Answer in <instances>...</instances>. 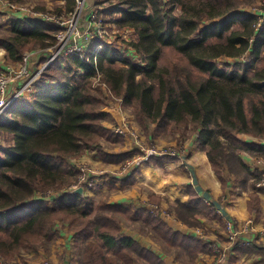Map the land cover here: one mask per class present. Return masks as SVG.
Listing matches in <instances>:
<instances>
[{
  "label": "trees",
  "instance_id": "1",
  "mask_svg": "<svg viewBox=\"0 0 264 264\" xmlns=\"http://www.w3.org/2000/svg\"><path fill=\"white\" fill-rule=\"evenodd\" d=\"M60 1L66 7L55 11L73 10L74 0ZM115 1L108 12L120 14L115 22L119 28L134 32L136 40L128 47L140 61L133 63L114 44L101 42L97 61L74 55L55 61L42 74L36 92L0 118V132L12 142L0 148V261L21 259V251L45 249L59 236L55 224L66 222L84 241L79 264H165L156 253L120 234L122 219L140 220L141 232L190 262L200 253H212L209 243L172 230L146 209L71 193L77 176L71 160L96 152L104 165H122L138 151H105L104 142L122 144V138L104 125L109 113L94 82L97 74L109 97L123 100L146 136L158 137L172 127L182 136L189 132L206 152L222 189L227 185L225 168L241 180L243 191L251 182L247 209L258 213L257 193L264 187L255 185L263 173L252 172L240 155L264 159V146L240 136L264 139V16L247 10L253 0ZM256 10L264 12V4ZM3 26L0 22V49L12 63L20 62L27 50L50 47L58 30L50 22L18 17L8 30ZM165 49L183 63L176 58L171 67L161 66ZM223 58L232 62L220 64ZM174 159L152 156L144 163L161 166ZM135 173L137 166L130 176ZM47 192L53 193L51 201ZM187 192L188 200L178 201L175 208L181 222L196 227L198 215L219 219L192 186ZM259 249L253 244L235 248L237 254ZM252 264H264V257Z\"/></svg>",
  "mask_w": 264,
  "mask_h": 264
},
{
  "label": "crops",
  "instance_id": "2",
  "mask_svg": "<svg viewBox=\"0 0 264 264\" xmlns=\"http://www.w3.org/2000/svg\"><path fill=\"white\" fill-rule=\"evenodd\" d=\"M0 14L8 21L9 27L11 26L13 17L18 16L12 13L8 6L4 5L1 1ZM92 46L91 49L94 48ZM136 57L138 56L136 55ZM126 59L133 63H138L140 61L139 59L138 61H134L130 57H126ZM221 60L222 59L219 61ZM226 62H231V59H226ZM103 110L109 113V118L104 121V125L109 130H112V125L116 122L119 114L111 106L104 107ZM121 110L126 113L129 108L124 104ZM135 128L138 130L139 127ZM240 138L264 146V139L252 140L251 137L243 135L240 136ZM159 140L160 137L153 139V141L157 143L164 142L163 139ZM108 145L112 147L114 154L135 151V144L129 137H123L122 144L109 143ZM103 146L106 152L112 153L105 145ZM186 150L187 159L185 161L186 163L182 166L177 160L164 161L161 166L147 165L142 162L137 165V173L132 176L130 175L133 168L126 171L123 177L113 178L114 182L107 180V178H96L89 189H83V195L93 200H105L109 204L121 205L132 209L143 208L147 211L149 210L147 207L149 203H147V201H150L162 207H159L161 210H169L174 205L176 208L178 201L186 202L188 200L187 187L190 185L199 198L203 199L207 205L214 208L215 212L219 215V219L223 221H225V219H231L235 226L241 230L237 241L231 248L228 246L227 260L222 264H252L254 261L264 257V192L257 193L259 203L255 208L258 209V213H249L247 209L249 194L243 191L238 192L235 177L233 174H230L226 168L222 171V174L227 180V185L225 189L221 188L220 181L210 167L206 152L199 148V141L197 138L192 137ZM240 156L243 162L250 167L252 172L259 171L256 164L260 159L253 158L245 153H242ZM79 162L103 164L96 152H86L78 159L71 160L74 166ZM116 166L119 165H106L110 170H112V168H117ZM125 179L129 181L122 183L121 181ZM255 186L259 189L262 188L257 187V183ZM154 199L156 201H153ZM48 203L51 204L50 202ZM169 214L171 215L159 217L163 219L172 230L196 236L205 243L214 241L213 238H211L212 236L205 237L199 235L196 230L193 229L196 227L186 226L177 218L175 213L169 212ZM196 219L199 223V227L203 226L204 228H211L217 223H223L219 219L208 218L203 215H198ZM247 222L250 223L248 226L246 225ZM55 228L59 232V236L53 240L52 243L45 249H40L38 252L28 251L25 255L23 254V256L30 258L36 253L42 260L48 258L53 264H79L84 241L76 237L74 232L68 230L66 222H57ZM213 231L219 232L218 236L221 237L222 240L225 238V236H221L220 231H216L215 229ZM120 234L135 239L144 247L156 253L165 264H178L175 262L177 258H184L181 260L186 264H208L206 263L207 259H211V252L200 253L193 262H190L184 255H181V257L176 256L177 258L173 255H166L158 244L150 238V235L140 233V220L122 219ZM217 242L219 241L217 240ZM252 244L260 247L258 252L237 254L235 248L250 246ZM17 261V264H41L28 259L24 260V262L23 260Z\"/></svg>",
  "mask_w": 264,
  "mask_h": 264
},
{
  "label": "built area",
  "instance_id": "3",
  "mask_svg": "<svg viewBox=\"0 0 264 264\" xmlns=\"http://www.w3.org/2000/svg\"><path fill=\"white\" fill-rule=\"evenodd\" d=\"M4 5L8 6L9 10L18 15L16 17L27 20H41L50 22L58 27V30L53 36V44L43 50H34L27 52L22 56V60L13 65L5 62L4 54H0V118L1 116L14 104L20 102L36 92V87L42 78V74L48 69L55 61L63 62L64 58L70 55L79 56L85 62L91 58L97 61V53L102 48L104 42L103 24L95 10L90 5V0H74V8L70 13H65V16L58 14H49L33 11H28L23 6H18L9 3L8 0H0ZM6 2V3H5ZM264 4V1H263ZM261 19L258 27L262 25ZM100 40L93 50L91 46L94 41ZM2 50V49H0ZM3 51V50H2ZM4 52V51H3ZM90 52L89 56H85ZM96 75L94 82L95 85L100 87L101 91L107 92L105 83L100 81ZM117 103L111 105L119 114L116 122L112 125V131L124 138H131L138 146V157L129 160L124 164L121 169L123 175L126 171L136 167V163L145 161L147 158L155 157H176L177 148H159L158 146H145L141 142V134L134 128L133 116L127 115L121 110L124 106L123 100L120 98ZM182 146V145H180ZM178 146V147H180ZM181 149V148H179ZM258 167L263 173L262 178L257 182V187H264V160L257 161ZM77 170L76 182L71 187L76 189L82 187L84 190L89 189L94 180L103 174V170L97 166L90 165L87 162H79L75 166ZM106 171H111L105 168ZM53 193L47 192L46 198L51 201ZM148 211L155 216H166L164 211L158 212L156 205H148ZM250 222V221H249ZM247 222V226L250 224ZM226 239L230 244H234L240 234V229L235 226L233 220L225 219ZM264 230V227H263ZM198 230H196L197 232ZM199 234V233H198ZM202 235V234H199ZM212 249L213 258L209 264H222L227 260L228 245L212 241L208 242ZM231 245V246H232ZM231 246H229L231 248ZM0 264H8L4 260ZM41 264H53L51 261H43Z\"/></svg>",
  "mask_w": 264,
  "mask_h": 264
},
{
  "label": "rangeland",
  "instance_id": "4",
  "mask_svg": "<svg viewBox=\"0 0 264 264\" xmlns=\"http://www.w3.org/2000/svg\"><path fill=\"white\" fill-rule=\"evenodd\" d=\"M3 1H6V0H3ZM18 1H19V3H14V4H16L18 6H23V7H25L30 12H32V10L33 11H36L37 10L39 12H50L53 15H55V14L61 15V13H62L61 16H65V11L64 10H62L61 13H58L57 11H55L56 7H61V6L66 7L64 1H62V2H60L58 0L57 1H52V0L51 1L50 0H18ZM263 1L264 0H253V7H251L250 9L248 8L247 10L248 11L255 12L258 16H264V12H262L260 10H256V9H258L259 7H261L263 5ZM115 3H116L115 0H90L91 7L93 8V10L96 11V13L99 15V17H100V19L102 21V24H103V32H104V35L103 36H104L105 42H108V43H111V44H114L115 46H117L119 52L120 53L122 52L121 54H123L127 58L130 57L132 60L138 61L139 57H136V55L134 54L133 49H131L130 47H128L129 46V43H131L134 40H136L134 32L132 30L128 29V28H119L118 25L115 22L118 19H120V14L117 13V12H114V13H109L108 12V10H110L109 9V5L110 4H113L114 5ZM2 16L3 15L0 14V22H1L2 25H4L3 26L4 30H8V28H9L8 23H7L8 21H6V19H5L4 16L3 17ZM55 33H56V31L53 32V35ZM34 50H42V49L41 48L30 49V50H27L25 53L32 52ZM1 53L2 54H5V52H3L2 50H0V54ZM4 56L5 55H3V57ZM176 58L177 57H176L175 52H173V51H171L169 49H165L164 52H163V54L161 55V59L159 61V64L161 66L171 67L173 65V63L175 62L173 60L176 59ZM225 61H226V59H222L220 61V64H223V62H225ZM236 61L243 62L242 60H239V59L236 60ZM5 62L8 63V64H11V65H13V64L16 63V62L12 63V62L7 61V60H5ZM176 63H183V62H181L177 58ZM116 66H118V67L121 66V63L115 64L114 67L117 68ZM99 75H101V74H99ZM96 87H98V85H96ZM98 88H100V87H98ZM100 91H101V89H100ZM102 95H104L103 97H105L104 102L106 104L105 105L106 107L107 106H111L114 103H117L118 102L117 100L120 99V98H116V97H113V96H110L109 97L108 93L106 94L104 92L102 93ZM126 114L127 115H130L131 117L133 116L134 128L135 127H139L138 124H137V122H136L135 116H134V114L132 113V111L130 109L128 110V112H126ZM173 130H174V127L169 128L168 129V132L166 134H163V135L158 136V137H160V140L163 139L164 142L163 143H157V142H154L153 139H157L158 137L150 138V137L146 136V134L143 132V130H141L140 127L138 128V132L141 134V142L145 146H151L152 145V146H158L159 148H164V147H166V148H177V151H178V153L176 154L177 156L176 157H173V158H175L174 160H177L178 163H181V166H182L183 164L186 163L185 162L186 159H187V152H186L187 150L186 149H187V146H188L190 140H192V136L189 134V132H186V134L184 136H182L180 133H174ZM7 144H10V145L12 144V142L10 140V137L0 132V148L5 147ZM108 144L109 143H106V142L103 143V145H105L106 148H108L109 151H111L112 153H114L113 152L114 150ZM134 144H135V151L136 150H139L138 149V146L136 145L135 142H134ZM180 145H182V146H180ZM178 146H180V147H178ZM179 148H181V149H179ZM139 155L140 154H138V151H136V154L133 156V158L138 157ZM174 160H171V161H174ZM260 160H262V159H260ZM142 162H144V161L137 162L136 165H138L139 163L141 164ZM88 164L97 166V168H99L100 170H103V174L100 175L99 177H97L98 179H100V178H107V180H111V181L114 182L113 178L123 177V175H120V176H118V175L123 173V170L121 169V167H123L124 164L119 165V166H116L117 168H115V169L112 168L111 171H106V169H105L106 168V165L101 164V163H99V164L88 163ZM256 166H258V164H256ZM258 170L260 172H262L259 167H258ZM235 181H236L237 186H238V189H237L238 192L243 191V187H242V184H241V180L240 179H237L235 177ZM250 184H251V182H249L247 184L246 190H244L243 192L247 193L246 191H248V190L252 191V189L250 187L251 186ZM153 201H156V200L154 199ZM147 203H149L148 205H157L158 212L161 211L160 208H162V207H160L158 204L153 203V202H150V201H147ZM163 211L166 213V215H171V214H169V212L175 213V205L171 209H169V210L168 209L167 210L165 209ZM221 221L223 222V223L220 222L222 225L220 223H217L214 227H211V228L210 227L204 228L203 226L202 227H199V223H198V225L196 226V228H193V229L194 230H198L197 233L202 234L205 237L212 236L211 238H213V240L216 241V242L218 240L219 243L227 244L228 246H231L232 244L228 243L227 242V239H226V234L227 233H226L225 227H224L225 226V223H224L223 220H221ZM194 222L197 223L198 222L197 219H194ZM186 226H188V225H186ZM140 227H141V224H140ZM214 229L216 231H220L221 236L222 237L225 236V238H223V240H222V238L218 236V233L219 232L213 231ZM140 233L145 234V232H141V230H140ZM150 238L152 239V237H150ZM152 240H154V239H152ZM156 244H158V246L161 248V250L166 255H173L174 257H176V256L177 257H181L179 254H177L173 250H171L169 248H163L157 242H156ZM21 252H22V254L20 256L21 259H15V258H13V260H11V261H5V262H7L8 264H17L18 263L17 260H23V262H24V260H26V259H28L30 261H36V262H39V263H42L43 261H46V260L47 261H50V259H48V258L42 260V258H40V256H38L36 253L33 256H31L30 258H27V257L23 256V254L25 255V253H27V251H21ZM176 258H174V259H176ZM212 258H213V254H211V259H207V262L206 263L209 264L210 261L212 260ZM181 259H184V258H177V261H175V262H177L178 264H186Z\"/></svg>",
  "mask_w": 264,
  "mask_h": 264
},
{
  "label": "water",
  "instance_id": "5",
  "mask_svg": "<svg viewBox=\"0 0 264 264\" xmlns=\"http://www.w3.org/2000/svg\"><path fill=\"white\" fill-rule=\"evenodd\" d=\"M71 193H72V194H76V193H78V194L83 195V188H82V187H78V188L72 190Z\"/></svg>",
  "mask_w": 264,
  "mask_h": 264
}]
</instances>
